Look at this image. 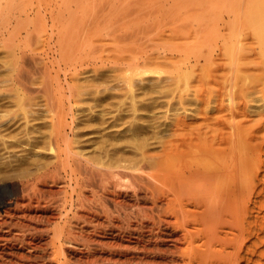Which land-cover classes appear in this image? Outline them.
Masks as SVG:
<instances>
[{
	"label": "bare ground",
	"instance_id": "bare-ground-1",
	"mask_svg": "<svg viewBox=\"0 0 264 264\" xmlns=\"http://www.w3.org/2000/svg\"><path fill=\"white\" fill-rule=\"evenodd\" d=\"M72 1L81 11L62 13L59 39L117 41L109 53L135 67L208 61L241 41L239 27L247 37L264 26V0L58 5ZM32 8L31 0H0V43L14 61L5 90L12 100L0 102V264H264L263 155L219 120L180 116L158 134L152 119H139V105L113 119L80 118L75 98L84 91L30 87ZM37 94L49 117L30 124L25 104Z\"/></svg>",
	"mask_w": 264,
	"mask_h": 264
},
{
	"label": "rangeland",
	"instance_id": "rangeland-1",
	"mask_svg": "<svg viewBox=\"0 0 264 264\" xmlns=\"http://www.w3.org/2000/svg\"><path fill=\"white\" fill-rule=\"evenodd\" d=\"M59 1L61 0H31L33 5L31 14L39 22L36 26L34 24L31 26L33 33L29 43L30 58L26 65L30 87L84 91V95L75 98L77 101L75 113L80 118H87L94 112H100L103 116L107 115L113 119L122 107L126 110L125 113H132V108L136 104L139 105V111H142L139 112L141 121L147 122L152 119L151 122L157 126L162 123L161 127L179 120L180 116L193 120L204 118L210 121L219 120L231 126L238 142L239 137L240 140L246 138V141H249L247 149L255 154H262L264 158V48H262L264 44H261L264 43V26H259L250 35L247 34V37L245 33L248 30L243 31L244 29L239 27L241 41H235L230 43L231 46L229 44L223 48L222 52L216 55L217 59L213 58L215 62L208 59L213 63H209L207 59L193 57L190 60L188 57H184L185 59L179 57L177 60L159 58L147 65L135 67L134 64L129 66L124 64L121 58L109 53L117 46V41L111 40L103 45L97 40L82 46L75 36L68 42H65L64 38L60 40L58 31L65 20L60 16L62 13L78 15L81 8L77 7L74 1L68 6H59ZM254 42L256 45H253ZM250 48H253V51H249ZM13 63L12 54L0 43L1 103L12 100L7 96L6 89L13 85L11 80L14 72ZM92 92L95 94L92 95ZM108 92L111 93L108 97L103 99L99 97ZM129 94L134 96L130 97ZM39 95L29 98V101H26L28 104H25L28 115H31L30 124L45 120L44 116L49 117L44 105L45 96ZM103 104L106 106L101 107ZM13 106L15 107V104ZM127 107L129 109H126ZM18 117H21L19 123L25 122L20 113ZM127 117L130 119L131 115ZM153 129L148 133L153 131L162 133L160 125L159 128ZM240 143L243 144V140ZM23 150L24 148L18 150V153H22Z\"/></svg>",
	"mask_w": 264,
	"mask_h": 264
}]
</instances>
